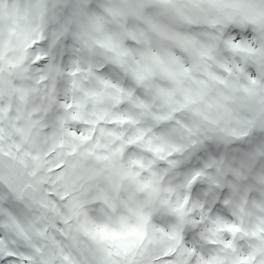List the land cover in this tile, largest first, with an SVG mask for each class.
<instances>
[{"label": "snow or ice", "instance_id": "obj_1", "mask_svg": "<svg viewBox=\"0 0 264 264\" xmlns=\"http://www.w3.org/2000/svg\"><path fill=\"white\" fill-rule=\"evenodd\" d=\"M0 264H264V0H0Z\"/></svg>", "mask_w": 264, "mask_h": 264}]
</instances>
